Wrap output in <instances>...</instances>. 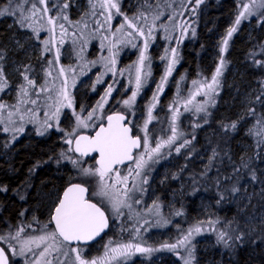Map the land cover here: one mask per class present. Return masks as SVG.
<instances>
[{
  "label": "rangeland",
  "instance_id": "1",
  "mask_svg": "<svg viewBox=\"0 0 264 264\" xmlns=\"http://www.w3.org/2000/svg\"><path fill=\"white\" fill-rule=\"evenodd\" d=\"M223 0H203V3L197 6L195 0H117L121 14H115L113 10V19L109 23H105L106 12L103 11L97 4L96 0H68L70 6L64 10L69 17V21H60L65 24L68 33L63 37V44L60 43V29L56 28L55 41L50 52L44 51L43 40L50 38V33L43 30L41 25L47 27V17L59 15L60 8L65 0H47L50 8L49 13L43 20L39 17H34L36 21L34 27L40 29L39 38L36 33L28 27H21L19 24V9L18 4L22 5L24 9L31 8V4L35 3L37 7H42L39 0H0V11L11 10L15 15L0 16V21L9 18L8 29L9 34L6 40L0 42V66H3L5 76L7 78V86L4 91L0 92V103L6 105L3 111H0V158L9 160L15 153V143L21 141L23 138L34 137L44 138L49 137L53 133L58 134V151L54 155L59 161H56V176L66 175L67 180L73 179V182H79L81 177L78 175L77 169L72 164L64 159H60V153L65 151L69 146L64 143L66 133L75 129L77 134H82L92 131L98 127L105 119L110 110L121 111L126 113L131 120L133 126L138 131V134L143 137L145 135L142 131L145 121L147 120V113L149 106L154 102L153 96L157 93V86L164 76L167 61L161 60L160 57L165 55V49L175 48L178 53V63L175 65L172 75L168 77L164 84V90L159 93V100L155 102V107L152 110V120L148 123V135L152 146L158 141L166 140L172 135V115L173 110L178 109L179 114L175 122L177 128V140L168 147L161 149V155L156 158L157 162L152 161L145 168L148 183L142 187L146 189L144 192H135L133 194L132 210L123 209V216L118 218L111 212L108 205L105 203L102 207L107 210L111 221H113L112 233L108 234L102 240L92 246H79L82 249V254L87 259L103 258L105 252L109 247H116L118 244H125L132 242L140 244L142 247H150L153 249L151 253H134L127 259L126 264H152L156 262H163L164 259H171L170 264H184V259L188 257V248L178 247L175 251L163 247L165 244H175L183 237L187 231L194 225L199 224L202 227L200 234H194L191 239V244L188 246L192 249L193 260L192 264H196V260L203 259V264H216L215 256V240L218 241L219 232V210L216 208L214 200L206 196V192L201 194L199 190L188 188L189 182L182 179H176V163L177 157L185 160L195 158L198 152V159L202 161L201 167L206 169V164L213 159V149L206 143H203L200 150L194 147V141L198 138L201 131L211 128L210 119L218 105L221 92L223 90V80L230 68L228 60V53L232 45L233 39L239 33L241 28L248 23L247 41L251 40L250 35L254 29L252 21L256 20V26L259 28L264 22V9L256 8L254 15L247 16L242 19L238 26L235 25V19L242 10V5L249 3L250 0H232L235 4L234 10L227 17L226 26L224 29L216 34V40L212 44V50L208 52L206 63L200 67L199 64L194 68V73L190 71V66L185 62V47H190L198 37V32L202 25L206 24L204 21L206 15L211 9V2L216 4ZM259 2V0H258ZM96 7L93 10L92 5ZM193 9H195L193 11ZM143 12L147 16V22L140 18ZM157 12L162 13L154 22L155 31L153 32L154 40L149 42L148 56L150 60L146 62L145 71H148L147 65L150 64V75L147 77L144 86L137 95L136 101L132 108L129 109L123 105V100L131 96L132 91L135 90V65L138 60L140 51L143 50L144 38L133 33L128 36L127 33L132 32V29L127 27L125 17L129 20L135 19V23L139 27H144L147 32V25L153 24V17ZM83 18V19H82ZM97 21L104 24V27L98 28ZM87 27H84V24ZM124 24L122 31L117 32L116 29ZM186 24V31L180 25ZM235 26L236 32L228 40L226 51L222 52L223 40L227 37L228 29ZM182 31L184 35L181 36ZM194 31V35H193ZM168 36L170 39H165ZM107 37V39H104ZM123 41V42H122ZM127 41H131L128 43ZM116 53L115 65L116 75L113 76L105 68V60L103 58L109 56V48ZM135 44L136 47L132 45ZM59 48V61L56 60V50ZM262 53V47L258 46L254 50V57L256 58ZM170 56V53H169ZM221 59L224 60V67L222 75L219 77L220 87L218 95L214 97V106L206 103L207 97L203 94L195 97L193 104L188 105V110H185V102L195 92L200 83L205 81L210 82L215 69L220 66ZM51 61L52 63H49ZM186 65V66H184ZM29 68V77L35 81L36 87L31 88L27 86V82L23 80L21 72L23 69ZM65 69L64 75H60V68ZM234 74L237 70L234 69ZM49 73H51L49 75ZM121 73H123L121 75ZM238 74L243 75L241 70ZM97 77L101 78V83H97ZM67 78L68 88L72 100L73 108L64 107L61 109L59 121L51 117L55 111L56 100L58 99L59 90L63 81ZM73 80L75 84L73 86ZM193 81L197 84L194 85ZM24 85L28 88L29 95L21 97L20 86ZM108 85H112L114 91L108 102L104 105L102 111L98 110L93 116L92 120L87 121L88 128H77L76 116L73 112L79 114L82 118L87 119L88 113L96 108L100 98L104 95ZM246 87V86H245ZM45 89L41 91V89ZM244 90V89H243ZM36 93H39L37 96ZM255 92L253 88H248L246 91L239 92L237 96L241 105L240 111L237 115H243L247 110L250 102L254 98ZM21 99L27 101L21 103ZM36 100V104H32L31 100ZM236 99V98H235ZM232 101L227 103L228 111H231ZM203 105L205 111L197 112L196 107ZM13 106L20 109V113L13 115L12 120L15 123H9L8 112L15 111ZM48 114L47 116L45 114ZM24 115L23 132H14L13 129L18 127L21 123L19 116ZM35 116L34 122H29ZM48 120L53 124V127L46 130L43 135L37 134V129L41 123ZM264 126V125H263ZM7 127L9 131L5 132ZM258 128V127H254ZM58 129H62L58 130ZM217 132L215 127H212L211 133ZM13 136L16 137L13 140ZM191 136L194 138L192 141ZM185 140L190 141L188 145L182 147L180 152L175 151L176 147L180 146ZM243 150L248 147L243 146ZM200 151V152H199ZM69 156L74 153H68ZM84 167H96L92 162L82 158ZM72 169V172H66V169ZM121 175H127L128 167L119 168ZM35 171V169H33ZM264 171V170H263ZM189 177L192 175L189 174ZM131 182V177L129 178ZM175 182L176 187L167 196L165 202L160 195L159 189H163L165 185L170 182ZM195 183L196 181H192ZM47 182H40L36 189H34L35 196L38 201L30 202L29 208L24 207L20 213V219L13 226H10L5 232H0V236L15 235V232L23 227L24 232L21 233V240L28 239L32 236L43 234V225L47 224L50 210L59 196V191L55 187L45 189ZM139 183V180L137 181ZM215 183V179H211L209 188ZM29 185V184H28ZM0 188H6L1 186ZM31 185L25 189L31 190ZM95 188V178H92L89 183L90 197L94 202L100 200L99 197L93 194ZM264 188L263 179L257 185V192H262ZM7 189V188H6ZM254 188L250 187L249 182L244 184L243 195L237 197L235 205L237 210L241 211V216L244 213L241 204L250 205L251 195L248 193ZM8 190V189H7ZM47 191V193H46ZM6 193L7 191H0ZM200 194V195H198ZM26 195L25 193L23 194ZM21 199L24 203H29L25 197ZM195 198V202H191L188 198ZM139 198L140 203H135V199ZM36 200V199H35ZM244 201V202H243ZM193 208L190 210L188 205ZM256 206V204H254ZM181 214H177V213ZM190 213V214H189ZM35 218V219H34ZM237 218L226 220V225H232ZM38 221V222H37ZM211 221V223H209ZM263 218L256 213L247 218H243L241 222L253 230L254 227L260 224ZM29 225H31L29 227ZM48 228H53L48 225ZM139 228V233L136 229ZM214 229V230H213ZM11 245L19 249V243L16 240L10 241ZM4 248H9V242H0ZM39 251V250H37ZM10 256V264H25V259L29 262L35 257L32 253H28L27 257ZM60 260H65L62 255ZM113 264H124L123 259L114 261ZM217 264H221L217 262Z\"/></svg>",
  "mask_w": 264,
  "mask_h": 264
},
{
  "label": "snow or ice",
  "instance_id": "2",
  "mask_svg": "<svg viewBox=\"0 0 264 264\" xmlns=\"http://www.w3.org/2000/svg\"><path fill=\"white\" fill-rule=\"evenodd\" d=\"M27 2V0H25ZM97 4L104 12L107 13L105 16V23H109L113 19V10L115 14L120 15V7L117 0H96ZM191 2V0H189ZM89 3H92V0H89ZM203 3V0H195V4ZM39 4L42 7H37L35 3L31 4V8L26 10L20 4L17 5L19 9V24L21 27H28L36 33L37 38H39V31L34 27L36 22L33 18L39 17L43 20L44 17L49 13L50 8L48 6L47 0H39ZM70 6L68 0L62 4L60 8L59 15L57 16H48L47 17V27L41 25V28L49 32L50 38L43 40L44 51L50 52L52 46L56 43L55 35L56 28L60 29V43L63 44V37L68 33V29L65 27V24L60 21H69V17L64 10L68 9ZM93 10L96 5H92ZM256 8L264 9V0H250L249 3L242 5V10L239 12L235 19V25L238 26L242 19H245L247 16L254 15V10ZM195 9H193L194 11ZM16 13L11 10L0 11V16L3 15H15ZM162 15V13L157 12L153 17V24L147 25V32L144 27H139L133 20H129L128 17H125V23L129 29H132V32L127 33L128 36H132L135 33L137 36L144 38L143 50L140 51L138 60L135 65V90L132 91L131 96L128 99L123 100V105L129 109L132 108L133 104L136 101L137 95L140 92L141 88L144 86L147 77L150 75V64L147 65L148 71H145L146 62L150 60L148 56V47L149 42L154 40L153 32L155 31L154 22ZM264 15V13H262ZM140 18L147 22V16L141 12ZM83 19V18H82ZM98 28L104 27V24H101L99 21L96 22ZM84 27H87V24H84ZM180 27L186 31V24H181ZM124 28V24L120 25V28H117L116 31L120 32ZM237 28L235 26L228 29L227 37L223 40V46L221 51L224 52L228 46V40L232 37L233 33L236 32ZM182 31L181 36L184 35ZM193 31V35H194ZM107 39V37H104ZM165 39H170L166 36ZM123 42V41H122ZM131 43V41H127ZM136 47L135 44L132 45ZM116 45L112 44V47L109 48V56L103 58L105 60V68L107 71L112 72L113 76L116 75L115 65L117 63L114 58L116 53L112 52V48H115ZM170 53V56H169ZM59 48L56 50V60L59 61ZM0 59H3L0 56ZM161 60L167 61V67L164 76L161 78L160 84L157 86V93L153 96V103L148 108L147 120L143 126L142 131L145 135L140 137L139 135H134L132 127L125 123L127 119L123 114H115L107 116V124L99 125L98 130L94 135H83L77 134V131L66 133L64 138V143L69 147L60 153V159L69 161L74 168L77 169L78 175L81 177V180L76 183H71L62 193V196L58 197L55 201L52 209L50 210V216L47 224L43 225L41 229L43 234L38 236H32L28 239L21 240V233L24 232V228H19L15 235L9 236H0V242L8 241L9 248L0 247V264H10V256H20L27 257L28 253H32L35 259L30 262L25 259V264H113L114 261L123 259L124 264H126L127 259L131 257L134 253H151L153 251L150 247H142L140 244H134L132 242L125 244H118L116 247H109L105 252L103 258L100 259H87L82 254V249L78 246L79 244H87L89 241L95 240L96 237L100 236L105 229L109 228V215L106 214L107 210L105 207H102L103 204H107L111 212L115 215L116 218L123 216V209L132 210V200L133 194L135 192H144L142 186L148 183L147 175L145 173V168L150 161L153 163L157 162L156 158L161 155V149L164 147L171 146L177 140V128L175 127V122L179 114L178 109L173 110L172 122L173 127L171 129L172 135L169 136L166 140L158 141L155 143V146H152L149 135H148V123L151 122L152 110L155 107V102L159 100V93H162L164 90V84L166 83L169 76L172 75L175 65L178 63V53L175 48L165 49V55L160 57ZM49 63H52L49 61ZM224 60L221 59L220 66L215 69V73L212 75L210 82L205 81L200 83L196 88L195 92L191 94V97L185 102V110H188V105L193 104V101L198 95H205L208 99L206 103H210L214 106L215 99L214 97L218 95V89L220 87L219 77L222 75V69L224 67ZM257 64H260V61H257ZM264 66V65H261ZM29 68L25 67L20 73L23 77V80L27 82V86L35 88L36 84L33 79L29 77ZM65 69L60 68V75H64ZM51 73H49L50 75ZM123 73H121L122 75ZM101 78L97 77V83H101ZM7 78L5 76V71L3 66H0V92L4 91L7 86ZM75 81L73 80V86ZM193 84L196 85L197 82L193 81ZM68 80L65 78L63 84L58 93V99L56 100L55 111L52 113L49 119L53 117L56 119L57 123L59 121V116L61 109L64 107L73 108V100L67 91ZM45 89H41L43 91ZM114 88L112 85H108L107 90L104 95L100 98V101L97 103L96 108H93L91 112L88 113L87 119L82 118L79 114L73 112V115L76 116V126L77 128H88L91 125L87 121L92 120L93 116L97 113L98 110L103 109L104 105L108 102L109 97H111ZM21 97H27L29 95L28 88L23 84L20 86ZM38 96L39 93H36ZM264 91L257 95L256 100L264 104ZM21 103H26L24 99H21ZM32 104H36V100L30 101ZM6 108V105L0 103V111H3ZM15 111L8 112L9 123H15L11 118L13 115L19 114L20 109L16 106H13ZM197 112L205 111L203 105L196 107ZM250 113H254L255 109H249ZM48 115L47 113L45 114ZM19 119L21 121L18 127L13 129L14 132H23V121L24 115H20ZM243 119V117H241ZM35 116L29 122H34ZM3 121L0 120V123ZM236 123L233 122L230 125H225V130H235ZM53 127V124L49 123L48 120H45L41 123L40 127L37 129V134L43 135L44 132ZM63 131L62 129H58ZM4 131L7 132L9 129L4 128ZM259 134V133H258ZM16 137L13 136V140ZM190 141L185 140L180 146L176 147L175 151L180 152L182 147L188 145ZM139 150V151H138ZM68 153H74V155L69 156ZM216 153H213V158ZM91 156L95 161L97 167H84V161L82 158ZM59 162V161H57ZM131 162L127 169V175H121L119 166L125 165L126 163ZM242 166L248 167L247 162L243 161ZM236 172H239L240 169H235ZM253 179H255V173L253 171ZM131 177V182L129 178ZM92 178H95V188L93 189V194L100 198L99 201L94 202L89 195V183ZM230 179V177H229ZM139 180V183L137 181ZM240 189L235 186L232 188L233 192H237ZM0 191H7L6 188H0ZM264 191V189H262ZM23 198V197H22ZM135 203H140L139 198L135 199ZM181 214V213H177ZM23 215V213H21ZM35 219V218H34ZM38 222V221H37ZM211 223V221L209 222ZM48 225H54V228L49 229ZM31 225H29L30 227ZM214 230V229H213ZM255 229H253L254 231ZM136 232L139 233V228L136 229ZM202 232V227L197 224L190 228L186 234L183 235L175 244H165L163 247L169 249L170 251H175L178 247L188 248V257L184 259V264H192L193 252L192 249L188 246L191 244V239L194 234H200ZM226 233L221 232L218 234V241L229 246L228 240L225 239ZM231 239V238H229ZM16 240L19 243V249L17 250L16 246L11 245L10 241ZM237 240H242V236H238ZM77 246H73V245ZM39 250V251H37ZM65 257V260H60V256Z\"/></svg>",
  "mask_w": 264,
  "mask_h": 264
},
{
  "label": "trees",
  "instance_id": "3",
  "mask_svg": "<svg viewBox=\"0 0 264 264\" xmlns=\"http://www.w3.org/2000/svg\"><path fill=\"white\" fill-rule=\"evenodd\" d=\"M210 6L211 9L204 19L207 20L206 24L203 26L201 22L196 42L190 47L188 45L185 47V62L190 66L192 73L199 62L200 67L206 63V55L212 50L216 34L224 29L227 17L235 8L232 0H223L219 4L211 2ZM9 20L6 18L0 21V42L8 38ZM251 23L254 26L250 35L251 40L246 39L249 33L248 23L233 39L228 53L230 68L223 80V90L218 105L209 121L211 128L201 131L193 143L198 150L203 143H206L216 153L215 157L206 164L205 170L201 167L202 161L197 160L198 152L195 158L189 161L183 158V154L177 157L176 163V179L188 181L190 190L197 189L200 194L205 191L206 196L213 199L215 204H219L215 205L219 210V232L226 233L225 239L228 240L229 246L214 241L216 264L217 262L264 264V191L257 192L258 183L262 179L264 183V104L256 100L257 95L264 91V66H261L264 65V22L259 28L256 26V20ZM258 46L262 47V53L255 58L254 50ZM257 61H260V64H257ZM234 69L237 70V74H234ZM241 70L244 71L243 75L238 74ZM250 87L255 92L254 98L243 115L238 116L241 105L237 96L239 92L246 91ZM229 101L233 103L231 111L227 109ZM249 109H255V112L250 113ZM233 122L237 125L236 129L226 131L224 126ZM255 126L258 128H254ZM212 127H215L217 132L211 133ZM57 135L53 133L44 138H23L15 143V153L9 160L0 158V185L8 189L6 193L0 192V232H5L10 226L15 225L21 218L22 209L29 208L30 202L38 201L36 196V200L33 198L38 183L47 182L44 188L55 187L59 191V196L68 185L75 183L73 179L67 180L65 174L59 177L54 174L58 160L54 156L58 151ZM191 138L193 141L194 138L192 136ZM243 146L248 149L243 150ZM242 158L247 162L248 167L242 166ZM237 168L240 169L239 172L235 171ZM253 171L255 179H253ZM66 172H72V169L67 168ZM189 174L192 177H189ZM212 178L215 179V185L212 184L209 188ZM246 182H249L250 187L254 189L248 192L252 194L250 205L245 206L244 203L240 205V208L244 205V213L241 216L242 210H237L235 200L244 194L243 188ZM30 185L31 190L26 191L25 189ZM234 186L240 190L233 192ZM175 187V182L172 181L163 189H159L161 198L165 202L168 194ZM23 196L25 199L27 197L29 203L21 201ZM188 200L194 203L196 199L191 197ZM188 208L191 213L193 208L190 204ZM256 213L261 215L263 221L254 227V231L249 230V227L241 221ZM231 218H237L236 222L226 225V220ZM238 236H242V240H237ZM200 254L201 252L196 264H203ZM171 262L169 258L164 259V264ZM152 264H163V262Z\"/></svg>",
  "mask_w": 264,
  "mask_h": 264
},
{
  "label": "water",
  "instance_id": "4",
  "mask_svg": "<svg viewBox=\"0 0 264 264\" xmlns=\"http://www.w3.org/2000/svg\"><path fill=\"white\" fill-rule=\"evenodd\" d=\"M115 114H117V113H112V114H110V115H115ZM119 114H123V113H119ZM123 115H125V114H123ZM126 116V120H125V123L127 124V122H128V117H127V115H125ZM107 124V118H106V123L105 124H103V125H106ZM130 126V125H129ZM131 127V126H130ZM98 130V129H97ZM96 130V131H97ZM133 130V129H132ZM95 131V132H96ZM95 132L92 134V135H94L95 134ZM83 135H91V134H86V133H82ZM139 151V150H138ZM85 159H89V158H92L91 156H89V157H84ZM131 162H128V163H126L125 165H121V166H119V167H126V166H128L129 164H130ZM98 166V165H97ZM69 186V185H68ZM67 186V187H68ZM66 187V188H67ZM65 188V189H66ZM64 189V190H65ZM63 193V192H62ZM89 194H90V192H89ZM62 196V195H61ZM107 214V213H106ZM53 226V228H54V225H52ZM110 227H111V224H110V220H109V228H107V229H105V231L103 232V233H101V235L100 236H98V237H96V239L95 240H92V241H89L87 244H83V243H81V244H79L78 246H92V245H94V244H96L97 242H99L100 240H102L108 233H109V231H110ZM73 246H77V245H73ZM0 247H2L1 245H0Z\"/></svg>",
  "mask_w": 264,
  "mask_h": 264
},
{
  "label": "flooded vegetation",
  "instance_id": "5",
  "mask_svg": "<svg viewBox=\"0 0 264 264\" xmlns=\"http://www.w3.org/2000/svg\"><path fill=\"white\" fill-rule=\"evenodd\" d=\"M184 58H185V57H184ZM112 113H123V112H121V111H115V110H113V109L110 110V112L107 113L105 119L101 122V124H105V123H106V118H107V116L110 115V114H112ZM123 114L127 115L126 113H123ZM127 117H128V122H127V124L130 125V126L132 127V129H133V134H134V135H139V134H138V131H137V130L134 128V126H133V120H131L130 117H129L128 115H127ZM101 124H99V125H101ZM97 129H98V127L94 128V129H93L92 131H90V132H86V134H91V135H92ZM139 136L141 137V135H139ZM84 159H85V158H84ZM87 161H88V162H90V161L94 162L93 164L97 167V165L95 164V161H94L92 158L87 159ZM126 167H129V165L126 166ZM119 168H122V167H119ZM89 192H90V191H89ZM89 195H90V194H89ZM110 224H111V227H110V231H109L108 234L112 233V229H113L112 227H113V224H114V223H113V221H111V219H110ZM108 234H107V235H108ZM107 235H106V236H107ZM106 236H105V237H106Z\"/></svg>",
  "mask_w": 264,
  "mask_h": 264
}]
</instances>
